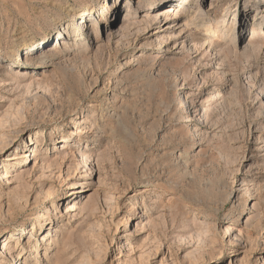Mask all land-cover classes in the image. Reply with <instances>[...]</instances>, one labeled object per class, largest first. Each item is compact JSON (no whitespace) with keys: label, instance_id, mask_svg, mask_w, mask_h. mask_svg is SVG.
I'll use <instances>...</instances> for the list:
<instances>
[{"label":"rangeland","instance_id":"obj_1","mask_svg":"<svg viewBox=\"0 0 264 264\" xmlns=\"http://www.w3.org/2000/svg\"><path fill=\"white\" fill-rule=\"evenodd\" d=\"M113 1L0 0V264H264L256 0Z\"/></svg>","mask_w":264,"mask_h":264},{"label":"bare ground","instance_id":"obj_2","mask_svg":"<svg viewBox=\"0 0 264 264\" xmlns=\"http://www.w3.org/2000/svg\"><path fill=\"white\" fill-rule=\"evenodd\" d=\"M175 1H178L179 2V6H177V7H173L172 5H170V6H166L165 7V5L166 4H168V3H173V2H175ZM121 3H124V9H126V11H127V9H128V6H127V0H121L120 2H119V0H114L113 1V3H112V7H111V12H112V14H113V16H111L112 18H110V19H107V17H105L104 18V23L106 24V26H108V24H110L112 21H113V18H114V14H116L117 12H119L120 11V9H119V6L121 5ZM141 3H139L138 5H140ZM251 4H253V6L256 8V10H255V14L252 16L253 17V20H252V22L250 23V29H251V31H250V34H248V36H250L251 38H254L255 37V34H256V32H257V30H259V26H261L262 24H263V22H262V20L261 19H264V9H263V11H261L260 10V6L261 5H263L264 4V0H256V2H254V1H251ZM184 6L185 8L187 7V6H190L191 5V2H190V0H173V1H171V0H153L152 2H146L145 3V7H143V8H146V9H154V8H159V7H162L159 11H157L156 13H154V16H152V18L156 21V23L157 24H166L168 21H170V20H172L173 22L170 24V25H167L164 29H172V28H174L176 25H174V24H176L175 23V21L177 20V19H179L180 18V16L185 12V8L183 9L182 7H180V6ZM164 6V7H163ZM249 4H247V10L249 11V9L251 8V6H250V8H249ZM245 7V6H244ZM225 11H226V8L224 9ZM247 10H246V8H245V10H244V12L246 13L247 12ZM126 17H127V14L125 15ZM204 16H205V14H202V15H199L198 17H197V19L199 20V22H202L203 20H204ZM83 18H85V17H81V19L80 20H83ZM153 20V21H154ZM125 21H127V20H125ZM76 23H77V21H76ZM81 23H82V21H80V24L78 25V28H80V30L81 31H85L86 30V27H85V25H81ZM218 23L219 22H217V25H218ZM211 24V23H210ZM179 25V24H178ZM200 25H201V27L202 28H204V30L206 31V32H212V33H214V34H216V33H220V35H221V37H223V36H225L224 34H223V30L222 29H216V28H214V29H211V28H209V25H206V24H202V23H200ZM216 26V25H215ZM200 27V26H199ZM217 27H219V26H217ZM258 27V28H257ZM163 28V27H162ZM213 28V27H212ZM160 29V28H159ZM262 30H264V25H263V29ZM204 31V32H205ZM58 34V36H57V38H60V39H63V38H65V36H66V33L65 32H61V30H59V32L57 33ZM202 33L201 32H199V34H198V36L200 37V35H201ZM204 34V33H203ZM109 35H111V33L109 34ZM231 37H233V35L231 36ZM58 41V40H57ZM192 41V40H191ZM253 42L254 41H251L250 42V44L247 46V48L249 49V52H248V57L250 56H252V57H254V55L255 54H257L256 52H253V51H255V47L253 46ZM231 43V42H230ZM58 44V46H60L61 44H60V41L57 43ZM57 44L53 47V48H50L49 50H48V55H45V54H39V57H38V59H41V62H40V64H39V66H38V68H45V67H48V66H54V64H56L55 62L56 61H54L55 59H56V55L53 53V52H55V50H56V47H57ZM27 47H30V46H26V47H23V48H27ZM260 46H258V48H259ZM257 48V49H258ZM218 52H221L220 50H218ZM29 56H33V55H28V57ZM256 56V55H255ZM217 57H218V59L219 58H223L224 60H227L228 62H230V57H229V54H228V51H223V53L222 54H220V53H218L217 54ZM36 58L35 57H30L29 58V60L27 61V62H24V63H22L24 66H22V68L24 67V68H27V67H30L31 65H32V62L35 60ZM47 59H48V62H47ZM19 61H20V59H18ZM253 60H254V58H253ZM15 61V60H14ZM255 61V60H254ZM216 65H219V62H218V64H216ZM249 67H251V66H248V68ZM253 67V66H252ZM248 68H246V70L248 69ZM7 69H9V68H7ZM217 69V68H216ZM264 73V72H263ZM182 96L181 95H178V97L176 98L177 100L179 99V98H181ZM184 97V96H183ZM183 97H182V99H183ZM82 134V132L80 131V130H74V133H73V135L74 136H79V135H81ZM69 146H66L65 144H63L62 145V147L60 148V150L61 151H67L69 148H68ZM95 154V153H94ZM96 156L98 157V154H96ZM101 156V155H100ZM84 157V155H82V158ZM96 157V158H97ZM99 158V157H98ZM4 179H5V176L3 175V174H0V181H4ZM73 187H79V186H73L72 184L70 185V189H72ZM73 194V192L72 191H70L69 193H68V197L69 196H71ZM228 229V228H227ZM24 230V229H23ZM25 231V230H24ZM10 241L11 240H7V241H4L3 243H2V247H6L9 243H10ZM43 241V240H42ZM13 243H15V242H13ZM9 246H11V245H9ZM16 246V245H15ZM9 248V247H8ZM14 248H16V247H14ZM2 255H3V257H2V259H6V260H8L9 259V257L11 256V254H7V252H6V250H4L3 251V253H2ZM38 257V256H37ZM10 264H22V262H20V259H19V257H18V259L16 260V261H14V262H12V263H10Z\"/></svg>","mask_w":264,"mask_h":264}]
</instances>
